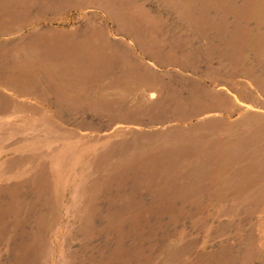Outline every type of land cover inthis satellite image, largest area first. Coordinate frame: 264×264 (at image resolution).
Here are the masks:
<instances>
[{
  "label": "rangeland",
  "instance_id": "rangeland-1",
  "mask_svg": "<svg viewBox=\"0 0 264 264\" xmlns=\"http://www.w3.org/2000/svg\"><path fill=\"white\" fill-rule=\"evenodd\" d=\"M0 264H264V0H0Z\"/></svg>",
  "mask_w": 264,
  "mask_h": 264
}]
</instances>
